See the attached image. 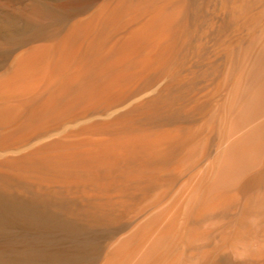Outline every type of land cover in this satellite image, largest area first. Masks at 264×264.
I'll list each match as a JSON object with an SVG mask.
<instances>
[{"label":"bare ground","instance_id":"obj_1","mask_svg":"<svg viewBox=\"0 0 264 264\" xmlns=\"http://www.w3.org/2000/svg\"><path fill=\"white\" fill-rule=\"evenodd\" d=\"M0 264H264V0H0Z\"/></svg>","mask_w":264,"mask_h":264}]
</instances>
